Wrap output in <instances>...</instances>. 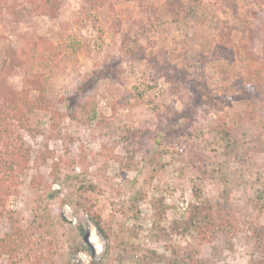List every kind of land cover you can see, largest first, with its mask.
<instances>
[{
  "label": "rangeland",
  "instance_id": "374dc122",
  "mask_svg": "<svg viewBox=\"0 0 264 264\" xmlns=\"http://www.w3.org/2000/svg\"><path fill=\"white\" fill-rule=\"evenodd\" d=\"M48 1L0 0V94L26 89L50 104L29 112L31 164L0 218L1 235L23 232L18 255L1 263L145 264L147 254L164 264L150 250H175L178 260L198 251L204 264H249L246 231L227 248L222 232L200 242L195 230L161 228L190 203L216 206L225 187L241 220L264 224V0ZM157 63L186 69L177 96L152 78ZM128 129L146 134L137 155L124 148ZM83 179L98 187L82 193ZM81 193L109 239L76 214ZM84 236L93 254L78 249Z\"/></svg>",
  "mask_w": 264,
  "mask_h": 264
},
{
  "label": "trees",
  "instance_id": "16d2710c",
  "mask_svg": "<svg viewBox=\"0 0 264 264\" xmlns=\"http://www.w3.org/2000/svg\"><path fill=\"white\" fill-rule=\"evenodd\" d=\"M46 2L48 3L49 1L46 0ZM257 17L262 24V33L259 36L264 41V11L257 12ZM152 65L154 68V76L152 78L154 80L162 77L166 78L171 84V92L177 96L176 92L178 91L179 84L186 82V69H178L173 65L169 67L166 64L160 63ZM84 87L85 85L83 86V84H81V89ZM4 97L6 99H3ZM1 98L3 100H1ZM74 98L75 97H73V99ZM175 101L176 97L172 102L174 103ZM78 105H80L79 98H75L68 103L67 108L71 115L75 116L74 113ZM49 107L50 104L44 97L31 98L30 91L26 89L11 97H7V95L3 93L0 94V218L3 217V212L8 208L12 197L18 192L21 179L31 164L33 156L32 148L26 144L24 139L26 132L35 129L29 112L31 110H42V108L46 109ZM74 118H76V116ZM243 120L247 123L251 122V115ZM128 130L129 134L126 135V141L124 142L127 145L124 148L128 146L127 156L129 153L137 155V153L145 148V143H143L145 140L143 139H146V134L140 131ZM226 136L229 138V132L226 133ZM140 139H142V141ZM234 142L228 143V147H234ZM201 168V166L198 167L200 170ZM206 173L207 172L203 170L201 175L203 176ZM83 182H85V185L81 188L82 193L83 189L87 193L94 191L98 187L97 183L92 179H83ZM82 193L74 204L76 214L79 215L78 211L80 210V213L83 212L88 217L92 218L97 228L109 239L110 235L107 233L105 225L101 220L102 216L96 209L94 199L82 196ZM231 196V189L225 187L220 195L221 199L217 202L216 206H213L208 200L199 203H190L184 214L174 219L169 227V231L165 228H161V231L164 232L165 236L176 234L185 237L191 230H195L199 234L200 242L215 241L218 234L222 232L226 236L225 245L227 248H232L233 239L241 230L246 231L249 235L248 238L253 241V249L251 251L249 264H264V224L257 225L250 218L241 220L240 213L235 210L231 202ZM261 198H264V195H259V201L262 200ZM64 202L65 201H61L59 203V209L63 207ZM46 204L45 208L49 212L53 211L50 203ZM160 205L161 203H159L157 209L163 216L165 207L162 205L160 208ZM55 213L56 217L60 219L61 211L57 210ZM83 231V225H80L81 235ZM22 232V228H17L15 226L14 228L12 227V231L6 232L3 235L0 234V264H2L1 259L3 256L8 255L10 259H13L14 254L15 256L18 255V239L15 237L20 236ZM78 249L93 254L92 247L88 243L86 236H84ZM213 250L217 251L218 248L214 246ZM150 253L155 260L164 264H204V261L197 255L198 251H191L186 254V256L182 257L181 260H178L176 257L177 254L175 250L174 257L168 256L166 253H159L156 250H150ZM144 256L143 262L149 264L151 261L149 256L147 254ZM10 264H15V262L12 261Z\"/></svg>",
  "mask_w": 264,
  "mask_h": 264
},
{
  "label": "bare ground",
  "instance_id": "6f19581e",
  "mask_svg": "<svg viewBox=\"0 0 264 264\" xmlns=\"http://www.w3.org/2000/svg\"><path fill=\"white\" fill-rule=\"evenodd\" d=\"M92 237H93V239L95 238V235H94V233H93V236H92Z\"/></svg>",
  "mask_w": 264,
  "mask_h": 264
}]
</instances>
